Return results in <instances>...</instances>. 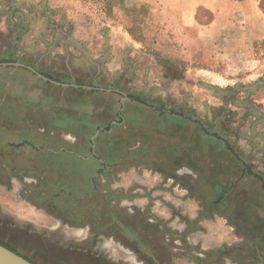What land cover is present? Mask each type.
<instances>
[{"label": "crops", "instance_id": "obj_1", "mask_svg": "<svg viewBox=\"0 0 264 264\" xmlns=\"http://www.w3.org/2000/svg\"><path fill=\"white\" fill-rule=\"evenodd\" d=\"M110 2L112 10L107 15L109 20L105 22L106 24L102 22V26L105 27H100L89 23L91 20L83 13L85 11L80 9L77 0H0V80L9 87L11 98L25 99L22 105L13 100L12 106L9 107L11 108L9 115L19 112L25 117L28 116L27 122L19 125L16 131H13L14 128L9 130V137L16 136L17 139L21 137L20 141L9 142V145L28 147L33 151L38 147L35 154L47 162L55 161L50 159L52 153L54 157L64 155L71 157L72 152L61 153L70 149L69 147L84 145L87 142L86 139L72 134L83 117H93V102L77 101L78 94L87 92L107 99L114 97V102L119 101L120 105H123L119 110L123 113V120L116 128L125 131L131 125L130 127H136L135 131L142 135L144 128L152 127L151 124L145 122L144 116L139 121L136 118L137 113L127 112L128 106L149 109L130 98L132 90L138 89L141 93L145 91L151 95L148 89L141 91L138 84L144 83L154 87L157 91L156 100L158 96L163 95L161 106L165 105V98L169 96L167 101L171 100L177 105V108L168 107L169 109L189 115L187 110L190 102L173 100L182 96L179 89L186 90L188 86L193 97L199 100L200 96L205 97L206 94L198 87H207L205 83L207 80H218L225 73L224 70L242 65H258L261 62L259 60L264 59V0H110ZM100 49L106 51L102 57H99ZM13 59L14 63L11 62ZM162 59L179 62L186 66L187 72L176 71V75H173L174 70L162 64ZM80 65L83 73L88 74L82 76L84 79L77 75V68ZM189 79L197 83V88L188 84ZM84 81L87 85L82 86L81 83ZM31 83H35L36 86L31 87ZM178 83H182V88ZM170 86L176 88L179 94L173 95ZM185 90L184 92H187ZM71 93H74L76 98L73 103L69 100ZM258 93L259 91L255 92L251 97L256 99ZM253 102L251 111L259 120H249L248 133H244L245 131L242 133L244 144L239 142L237 147L249 149L253 154H257L250 163L239 155L255 170L254 164L259 163L264 167V101H260L259 105ZM218 110L216 107L211 108L212 115L216 117L220 112ZM104 112L105 109L99 114L104 115ZM196 114V118L202 120L201 127L199 126L195 132L197 140L221 147L222 140L227 139L239 154L236 151V144L228 139V133L223 131L224 122L216 119L206 121L198 110ZM33 115L36 119L32 117ZM164 115L169 116L168 113ZM182 121H185L182 128L187 130L185 140L181 143L184 147L182 154L185 155L191 146L189 132L194 130V127H191L193 124L188 120L183 118ZM159 124L160 126L153 131L161 137L163 133L159 131L160 128L165 132L181 133L184 130L170 122ZM204 128L210 132L208 136L203 134ZM46 151L48 155L43 153ZM191 155L200 156L197 151ZM68 156L65 158L68 159ZM43 157L46 158L43 160ZM235 160L239 162L237 157ZM239 164L241 166L239 170L237 169L239 175L234 183L241 179L245 180L246 184L257 181L258 188L264 192L263 171L254 172L259 173L263 180L254 174L243 175L244 168L240 162ZM186 165L189 169L192 168L191 163ZM195 171L198 173L199 170ZM128 172L137 173L138 180L135 182L141 184L143 177L141 170L132 168ZM198 183L200 184L199 181ZM11 191L15 194L14 190ZM16 195L14 197L19 203L25 200L23 195ZM26 201L30 200L24 201L28 204ZM9 211L22 223L30 222L24 220L22 212H34L28 206L25 208L21 206L16 210L10 208Z\"/></svg>", "mask_w": 264, "mask_h": 264}, {"label": "rangeland", "instance_id": "obj_2", "mask_svg": "<svg viewBox=\"0 0 264 264\" xmlns=\"http://www.w3.org/2000/svg\"><path fill=\"white\" fill-rule=\"evenodd\" d=\"M77 1L80 9H83L85 11L83 13H86L91 20L89 23H92V26L105 27L102 26V22L105 23L109 20L107 15L112 10L110 9V0ZM98 51L100 53L99 57L104 56L106 53L104 49ZM263 60L260 59L259 61L261 62L258 65H242L230 68L227 71L224 70L223 72L225 73L218 80H207L205 82L207 87H198L206 94L205 97L200 96L199 100L193 97L192 92L188 90V86H186L185 90L181 86L182 83H178L180 88H182V90L178 88L182 96L173 98V100L178 101L180 99V102H190L187 112L194 117H197L196 111L198 110L206 121H215L216 119V121L224 122L223 131L228 133L227 138L235 143L236 147L239 142L244 144L245 140L242 137V133L243 131L248 133L249 120H259L256 114L251 111L253 107H251V103L254 101L253 103L259 105L260 101H264V87L255 91H259L255 99L251 97L252 95L248 98L246 92L236 90V86L249 85L264 78ZM161 63L174 70L172 72L173 75H176V71L187 72L186 66L181 65L179 62L174 63L167 59H162ZM80 67L81 65L77 68V75L84 79L82 76H88V74H84ZM99 72L101 74L100 70ZM172 74L170 73V75ZM190 78L192 77L190 76ZM188 84L197 88V83L193 80L189 79ZM30 85H32L31 87L36 86L35 83ZM138 85L142 89L141 91L148 89L151 92V95L147 93L142 95L146 101L161 106L163 95L158 96L156 100L155 92L157 91H155L154 87L144 83ZM209 85H215L224 91L230 92L233 90V93L220 96L217 91L210 89ZM169 89L172 90L173 95L179 94L173 86H170ZM184 90L187 92H184ZM167 97L169 96L165 98V105L167 104L169 108H177L174 102H171V100L167 101ZM13 100H16L20 105L25 101L23 97L18 99L16 97L11 98L9 87H6V83L0 80V173L3 175H0V210L6 213V216H0V236L2 238L16 245H18L17 242L22 243L23 241L24 244L20 243V248L42 264H94V262L90 261H79L78 258H74L70 254L57 255L42 242L32 241L25 236L22 237L24 239H20L21 237L16 233L10 232L6 228L10 225V217H13L9 209L16 210V208L18 209L21 206L23 208L28 206L34 212H22L24 220L30 221L28 223L23 222V226L31 224L36 229L34 231L40 234L44 230L57 231L59 235L53 241L56 244H60L62 249H64L63 251H70L75 246L74 249H79L80 253H88L92 257L94 255H102L115 264H203L197 261L199 259H205L206 264H264V192L258 188L257 183L259 182L257 181L246 184L245 180L241 179L237 180L236 184L234 183L235 178L239 175L237 169L239 170L241 167L239 162L235 160L232 154L228 153L223 143L220 147V145L214 143H203L197 140L195 132L199 125H191V127H194V130L189 132L191 134V146L185 152V155L181 153L184 160L181 168L174 169L170 165L168 168V166L163 167L164 164H157L158 169L161 168V171H151L137 167V170L139 169L143 173L141 184L135 182L138 180L137 173L128 172L129 169L135 167L126 171H119L116 174L117 180L112 181V183H107L104 178H101V184L105 185L106 188L110 187L116 190L120 194V199H114L111 196L109 198L110 205L95 202L94 214L92 211L93 204L88 205L94 198L89 199L88 197V201L85 200L87 202L81 205L85 207L86 204L87 207H85L84 212L87 209L91 217L89 219L84 218L81 221L76 220L75 222L82 225L88 224V221H93L96 224V230L88 226L66 227L64 224L61 225L59 219L53 217H65L69 211L64 208L63 204L57 203L56 206L53 205L52 197L59 189L54 187L52 191L48 182H39V179L42 180V178L38 177L43 175L41 172L43 161L41 157L37 156L38 154H35L38 147H36L35 151L28 147L19 146H16L18 150L9 149V142L20 141L19 139L21 138L20 136L19 139L16 136H13L14 139L9 137V130L14 128L13 131H16L19 125L28 120V116H23V113L17 112L9 115L11 110L9 107L12 106L11 102ZM69 100L72 103L76 101L74 93H71ZM77 101L93 102L94 105L104 107V115L99 114L97 116V124L106 125L110 120L118 121V118L114 115L116 109L113 110L114 97L107 99L104 96L101 97L87 92L78 94ZM246 102L250 105L249 107L243 105ZM204 107L206 111H204ZM210 107L219 109L218 111L220 112L216 115L218 118L212 115ZM127 112L137 113L136 118L139 121L144 116L145 122L150 123L151 126L170 122L182 128V124L185 122L180 118L168 115L160 117L158 112H152L142 107L128 106ZM32 117L36 119L34 115ZM182 129L184 130L181 133L162 131V140H165L167 144L176 141L181 145L187 132L185 128ZM239 148L238 146L236 151L246 159L247 163L253 161V157L257 155L250 152L249 149ZM194 151H197L200 156L194 157V155H191ZM247 151L250 153H247ZM164 152H161L160 155L164 161H167L170 158V154L167 151L166 153ZM177 154H174V157L175 155L177 157ZM188 163L193 166L192 168L190 167L191 169L186 165ZM9 164L16 165L14 166L15 173L21 175L19 179L10 180V190L3 185L5 180H9L8 176L6 177L9 174ZM48 165L51 167V164ZM254 167L256 171L261 170L264 173V167L259 163L254 164ZM195 169L199 170L198 173ZM35 174H39L38 177ZM171 175H173V178ZM21 181L26 183L25 187H22ZM90 189L91 187L88 191ZM11 190H14L17 195H23L25 200H30L26 201L28 204L24 202L25 200L23 201L24 203H19ZM43 192L45 194H41ZM61 197V199L66 201L71 199L66 194H62ZM105 207L106 212L104 211ZM123 208L131 215L138 213V211L142 213L150 212L154 218H148V220L141 218L128 219L120 211ZM110 209L115 218L110 216ZM156 218L162 220V222L164 221L165 224L157 225ZM113 220H117L119 223L130 227L132 231L140 233L144 240L140 238L141 243L131 242L134 239L133 237L131 238L129 233L125 232L121 236L119 233H115L112 228L110 233L113 237L104 235V227L107 226L104 224L109 221L113 222ZM16 221L19 222L17 219ZM44 221H47L46 223L48 224L44 223ZM20 223L22 222L16 224L21 227ZM50 223L52 224L50 225ZM159 229H165L174 234L168 233L165 238L158 240L155 232ZM178 236H183V242L179 240L180 237Z\"/></svg>", "mask_w": 264, "mask_h": 264}, {"label": "trees", "instance_id": "obj_3", "mask_svg": "<svg viewBox=\"0 0 264 264\" xmlns=\"http://www.w3.org/2000/svg\"><path fill=\"white\" fill-rule=\"evenodd\" d=\"M11 62L14 63L15 59L11 60ZM81 85H87L86 81L82 82ZM144 94L145 91L141 93L139 90H132L130 93V98L132 101L149 108L152 112H158L160 117L165 113H168L170 117H183L191 124H196L201 127V119H197L191 114H180L176 112L175 109L167 108L168 106L164 104L163 106H157L154 103L152 104L150 102H146L142 97ZM113 107V110L118 109V111L116 110L114 112V115L119 121L110 120L103 127L101 124H97V116L103 110V108H99L98 106L94 105V110L92 111L93 117H83L78 123V128L72 132V134H74L76 137L86 139V144L69 147L71 150L66 149L61 153L66 154L67 152H72L71 157L68 155L54 157L52 153V157H50V159L55 161H50L49 163L43 161L42 163L45 165V171L43 172V175L39 177L42 178V180L39 179V182H48L49 186L52 188V191L54 187L59 189L57 193H54L52 201L54 206H56L57 203L61 205L63 204L64 208L69 210L68 213H66L65 218H74L75 220L80 221L84 220V218L89 219L91 215L87 209L86 212H84L85 207H87L86 204L85 207H82L81 205L82 203L88 201V197L89 199L94 198L90 201L91 203L88 204H93L92 211L94 210L95 202L102 204L104 203V205L107 203L110 205L109 198H111V196H113L114 199H120V194L116 192V190H113L110 187L106 188L105 185L101 184V178H104L107 183H112V181L117 180L116 174H118L119 171H126L132 167L161 171V168L158 169L157 164H164L163 167L168 166V168L170 165V167L172 166L174 169H179L183 166L181 154L184 151L183 145H180L176 141L167 144L165 140H162L161 135H158L153 131L159 127L160 124H155L149 128L145 127L142 135L135 131L136 127H130L131 125L129 126V129L127 128L125 131H119L116 127L120 126V123L123 120V113L119 111L123 105L121 106L119 101H115L113 103ZM159 131L162 133L161 128ZM209 133L210 132L208 129L204 128L203 134L208 136ZM222 141L227 151L237 157L239 162L242 164L244 168L243 175L254 174L257 178L263 180L259 173H254L255 170L248 166L246 162L240 158L239 154H237L233 149V144L229 140L223 139ZM10 147L16 146L10 144L9 148ZM163 151H165L164 153H166V151L169 152L170 160L164 161L160 155V153ZM43 153H46L47 155L49 154L47 151ZM174 154H177V157L176 155L174 157ZM66 156H68V159L65 158ZM44 158L46 157H43V160ZM48 164H51V167ZM171 176L173 178V175ZM90 187L91 189L88 191ZM41 194H45V192ZM62 194H66L71 199L69 201L61 199ZM104 211L106 212V207ZM120 211L124 217L128 219L141 218L148 220V218H154L150 212L142 213L138 211V213L131 215L124 208L123 210L120 209ZM109 214L111 217L115 218L111 209ZM156 220L157 225H163L164 221L162 222V220H158L157 218ZM91 223L94 224L93 221H91ZM88 224L90 223L88 222ZM104 225H107L106 227L110 228V230L111 228L114 229L115 233H119L121 236H123L125 232L129 233L131 238L133 237L134 239L131 240V242L134 241L141 243V239L144 240V237H142L140 233L132 231L130 227L125 226L123 223H119L117 220H113V222L109 221ZM106 227L104 228L106 229ZM92 228L96 229L95 227ZM168 233L174 234L173 232L167 231L165 229H159L155 232L158 240L165 238ZM178 237L183 238V236Z\"/></svg>", "mask_w": 264, "mask_h": 264}, {"label": "flooded vegetation", "instance_id": "obj_4", "mask_svg": "<svg viewBox=\"0 0 264 264\" xmlns=\"http://www.w3.org/2000/svg\"><path fill=\"white\" fill-rule=\"evenodd\" d=\"M14 166H16V165H14ZM14 166L9 164V174L6 175V177L8 176L7 178H9V180L7 179V180H5V182H3V185H5L8 189L11 187L10 186V180L19 179V176H21V175L15 173V167ZM41 168H42L41 172L43 173L45 171V165H43ZM23 170H25V169H23ZM3 174H5V173H3ZM0 175L3 176L1 173H0ZM35 175H36V177H38L39 174H35ZM21 183H22V187H25L26 183H24L23 181H21ZM4 215L6 216V213H4L0 210V216H4ZM54 217L59 219V221L61 222V225L64 224V226H66V227L67 226L68 227H87L88 226L90 228H92V227L96 228V224L91 223V221H88L90 224H82L81 225V223H80V225H79L78 223L75 222L76 220L74 218H68V217L62 218L61 216H59V218H58V216H54ZM16 223H19V222H17L14 217H10V220H9L10 225H9V227L7 226L6 228L9 229L10 232H12L14 234L16 233L18 236H20L21 237L20 239H24L22 237L25 236V237H27V239H30L32 241H36V242H40V243L42 242V243L46 244L51 250H53V253H55L57 255L58 254H60V255L70 254L74 258H78L79 261H81V260H82V262L90 261V262H94V264H115V263H112L111 261H109V259H107L105 256H102V255H94L92 257L88 253H80L79 249L78 250L74 249L75 246L72 247L70 251H63L64 249H62L61 245L56 244L53 241V239H55V237L57 235H59V232H57V231L51 232V231L44 230L42 232V234H40L37 231H34L35 228L31 224H26L23 226L24 223H20L21 224V227H20ZM103 234L108 236V237H113L110 233L109 228H106L103 231ZM179 240L183 242L184 238H180ZM19 241H21V240H19ZM59 241H61V240H59ZM17 243H18V245L14 244V243L10 242L9 240L2 238L0 236V244L2 246H4V247L10 249L11 251L23 256L24 258H26L27 260H29L33 264H42L39 260H37L36 258H33L31 255H29L28 253H26L25 251H23L20 248L21 242H17ZM22 243L24 244L23 241H22ZM197 261H199L203 264L207 263L205 259L204 260L199 259ZM119 264H121V263H119Z\"/></svg>", "mask_w": 264, "mask_h": 264}, {"label": "water", "instance_id": "obj_5", "mask_svg": "<svg viewBox=\"0 0 264 264\" xmlns=\"http://www.w3.org/2000/svg\"><path fill=\"white\" fill-rule=\"evenodd\" d=\"M22 66V65H20ZM31 71L35 72L32 68L27 67ZM210 89H213L218 92V95L224 96L227 95L228 93H233V90L229 91H224L221 90L220 88L213 87V86H208ZM264 87V78L249 84V85H238L236 86V90L238 91H243L247 93L248 98L250 95H252L257 89ZM243 105L249 107L248 102L244 103ZM0 264H33L23 256L11 251L10 249L2 246L0 244Z\"/></svg>", "mask_w": 264, "mask_h": 264}, {"label": "built area", "instance_id": "obj_6", "mask_svg": "<svg viewBox=\"0 0 264 264\" xmlns=\"http://www.w3.org/2000/svg\"><path fill=\"white\" fill-rule=\"evenodd\" d=\"M234 1H238V0H234Z\"/></svg>", "mask_w": 264, "mask_h": 264}]
</instances>
